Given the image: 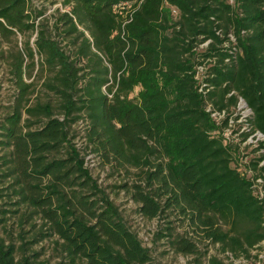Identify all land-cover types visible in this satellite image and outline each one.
<instances>
[{
	"label": "trees",
	"instance_id": "16d2710c",
	"mask_svg": "<svg viewBox=\"0 0 264 264\" xmlns=\"http://www.w3.org/2000/svg\"><path fill=\"white\" fill-rule=\"evenodd\" d=\"M118 4L130 5L127 17ZM63 5L70 10L60 21L77 44L76 58L41 23L36 29L27 0H0V31L36 30L46 72L41 86L55 97L20 103L29 87L23 70L34 65L27 39L13 62L18 103L0 124V146L7 149L0 177L8 180L14 213H20V241L0 236V264H35L39 252L30 250L44 239L52 241L57 264H152L148 248L91 175L88 154L133 178L116 188L129 193L143 218L167 219L175 211L223 252L249 258L264 240V208L232 166L235 151L221 133L228 114L217 125L206 108L227 113L242 98L252 110L247 122L264 133V0ZM201 64L199 83L194 75ZM80 121L86 122L82 146L74 129ZM27 220L31 229L25 230ZM156 236L175 253L198 251L188 231L167 225ZM209 264L233 263L213 255Z\"/></svg>",
	"mask_w": 264,
	"mask_h": 264
},
{
	"label": "rangeland",
	"instance_id": "374dc122",
	"mask_svg": "<svg viewBox=\"0 0 264 264\" xmlns=\"http://www.w3.org/2000/svg\"><path fill=\"white\" fill-rule=\"evenodd\" d=\"M26 9L30 13L31 21H34L36 29L41 23L42 28L46 30V34L58 41L63 50L72 58H76L77 44L74 45L72 43L71 38L73 37H68L64 33V26L60 21L61 14L70 10L69 6L63 5V0H27ZM118 9L121 11L120 14L123 17H127L126 15L127 11L130 10V5L120 4ZM78 28L83 30L82 26H78ZM83 31L89 37L88 32ZM36 34V30L34 32L27 31L24 33L15 31V34L0 31V124L4 122V117L11 113L14 106L18 103L20 87L14 74L13 62L19 53H24L27 39H29V45L34 52V65H30L23 70V80L29 84V87L20 103L23 106H29L34 101H45L51 97L50 91L41 86L46 72L41 71V56L36 53ZM203 46V44L198 45L197 50L203 48ZM83 63L82 61L80 64ZM137 90L138 88L136 87L131 93L132 97L135 96ZM51 98H53V101L55 100V97ZM241 113L248 114L245 109H238L236 106L230 108L226 113V115L228 114L227 124L223 126L221 133L225 143L231 142L233 145L235 152L233 154L232 166L241 174L248 176L249 173L246 165L252 159L254 153L249 145L243 144L240 135L235 134L242 124L247 123L243 119H240ZM22 117H26L25 112L22 113ZM85 128L86 122L83 121H80L74 127L76 132L75 141L79 146L84 145ZM6 152L7 149L0 146V174L4 169L1 157ZM86 165L89 167L91 175L97 179L99 185L105 189L114 204L117 205L126 225L137 234L142 245L148 248L152 264H209V257L213 255L222 259L224 262H232L233 264H255L258 261V258L254 256H250L251 258L232 257L233 259L231 260L226 252L221 250L220 244L211 243L209 240L202 238V235H197L192 232L189 226L186 225V222H182V217L177 215L175 211L170 213L167 219L161 217L153 219L143 218L137 212V204L130 198L129 193L120 188H116V185L124 181L131 182L132 177H127L124 173L118 175L108 165H103L97 157L93 158L92 154L86 156ZM0 180H2L0 182V215H3L5 219V223L0 226V236L19 242L20 240L17 235L21 223V219L18 217L20 213H14L17 206L13 204L12 192L10 189H6L8 180L2 177H0ZM167 221L170 223H166ZM31 223V220H27L22 225L27 230L31 229ZM36 223H39V220H36ZM167 225L174 227V230L179 233L188 231V236L193 237L196 241L198 247L197 253L193 255L175 253L170 249L166 238H157V231ZM31 235L32 232L24 234V237L29 238ZM259 249L262 254L259 261L261 264H264V242L260 244ZM32 250L39 252L35 264H57L58 259L55 258V254L52 251V241L50 239H44L34 244L30 251Z\"/></svg>",
	"mask_w": 264,
	"mask_h": 264
},
{
	"label": "built area",
	"instance_id": "2783aa9c",
	"mask_svg": "<svg viewBox=\"0 0 264 264\" xmlns=\"http://www.w3.org/2000/svg\"><path fill=\"white\" fill-rule=\"evenodd\" d=\"M235 0H228L229 3H234ZM125 5V4H122ZM120 4L116 6V9L121 13V11L118 9ZM174 13H176L175 10H173ZM127 18L124 19V23L127 22ZM231 40H234L233 35H229ZM208 41L203 43V45H206ZM205 70L204 64L198 65L194 78L200 83L202 81V73ZM204 86V83H201L199 86V91H203L202 87ZM236 107L238 109H245L248 114H240V119H243L244 122H247L249 116L252 115V110L246 105L245 101L242 98L238 99V102L236 104ZM206 111L209 113L210 117L215 121L217 125L220 124V121L225 117L226 111L225 110H215L210 108V106H207ZM222 118V119H221ZM235 134L240 135V138L243 140V144H247L252 148V152L254 153V156L252 159H250L247 162V169H248V176L243 175L246 177L250 182V188L252 190V193L261 203L262 207L264 208V133L261 132L258 129L253 128L248 122L245 124H242L241 127L237 130ZM236 135V136H238ZM225 142V141H224ZM255 163V168L250 165V163ZM264 242V240L262 241ZM260 242L257 244L252 250H251V257L258 258V261L255 262V264H261L259 259L262 257L261 252L259 251V246L262 243ZM227 256L232 260L233 256L231 253L226 252ZM250 257V258H251ZM242 258V257H241Z\"/></svg>",
	"mask_w": 264,
	"mask_h": 264
}]
</instances>
